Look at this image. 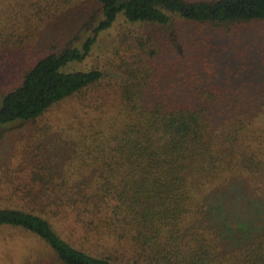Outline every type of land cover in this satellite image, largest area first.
Listing matches in <instances>:
<instances>
[{
  "label": "trees",
  "instance_id": "16d2710c",
  "mask_svg": "<svg viewBox=\"0 0 264 264\" xmlns=\"http://www.w3.org/2000/svg\"><path fill=\"white\" fill-rule=\"evenodd\" d=\"M71 1L0 0V63ZM100 7L81 46L47 51L1 95L0 128L108 76L117 107L72 112L76 160L33 171L12 193L26 205L0 206V227L30 232L60 264H264V0ZM121 16L115 68H73ZM148 24L169 28L164 45ZM233 199L257 208L250 222L228 212Z\"/></svg>",
  "mask_w": 264,
  "mask_h": 264
},
{
  "label": "rangeland",
  "instance_id": "374dc122",
  "mask_svg": "<svg viewBox=\"0 0 264 264\" xmlns=\"http://www.w3.org/2000/svg\"><path fill=\"white\" fill-rule=\"evenodd\" d=\"M66 6L49 26L31 32L35 33L33 35L25 34L26 42L19 51L0 63V97L47 51L61 50L73 43L81 46L92 34L101 16L100 0H73ZM125 24L123 16L119 17L114 26L102 32L90 55L84 61L75 63L73 68H115L119 62V34ZM171 29L178 34L187 30L191 32L192 25L175 18ZM168 30L166 26L155 24L143 26L145 32H156L163 45L168 41ZM113 78L108 76L103 84L52 105L37 120L15 121L0 128V206L26 205L24 198H15L12 193L17 188L18 192H22L21 187H30L29 176L33 171L39 175L41 167L54 166L62 173L76 160L74 154L78 146L72 143L74 139L70 135L74 132L69 124L71 114L76 108H111L114 104L117 107L114 88L109 90L112 95L108 98L105 97L107 91L103 92L108 85H113ZM102 93L106 100L99 105L97 102L103 98ZM215 196L213 202L220 197L218 194ZM230 202L228 212L237 215L239 221L250 222L251 217H255L256 207H240L235 199ZM48 249L26 230L0 227V264H60Z\"/></svg>",
  "mask_w": 264,
  "mask_h": 264
}]
</instances>
